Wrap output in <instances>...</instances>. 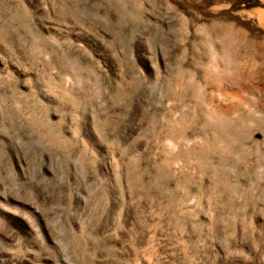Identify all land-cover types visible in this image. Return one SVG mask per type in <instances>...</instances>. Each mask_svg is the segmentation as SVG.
<instances>
[{
    "label": "rangeland",
    "instance_id": "obj_1",
    "mask_svg": "<svg viewBox=\"0 0 264 264\" xmlns=\"http://www.w3.org/2000/svg\"><path fill=\"white\" fill-rule=\"evenodd\" d=\"M256 10L264 0H0V259L264 264L263 150L245 160L236 132L261 107L219 87L258 57Z\"/></svg>",
    "mask_w": 264,
    "mask_h": 264
},
{
    "label": "bare ground",
    "instance_id": "obj_2",
    "mask_svg": "<svg viewBox=\"0 0 264 264\" xmlns=\"http://www.w3.org/2000/svg\"><path fill=\"white\" fill-rule=\"evenodd\" d=\"M248 15L249 16H252V19L255 20L257 22V24L260 25V28H264V10H256L254 12L249 13ZM263 32H264V30H263ZM235 45L236 44H235L234 41L229 42L228 45H224V44L222 45V48L223 49H226V51H228L229 53L231 52L230 55L227 52L228 53L227 64L230 65V66H232L233 64H235V65L238 64V62H237L238 60L233 55V53L235 51H237V50H235L236 49V46ZM252 45H253L254 49L257 51L256 54H257L258 57L255 56V58H253L254 59V60H252L253 63L251 64V67L249 68V71L247 72V75H246L248 77L247 78L245 77L246 78V81L243 82V83H241V81H239V79H237L236 77H234V78H231L230 77L232 84H235V86H233L232 84L230 85V84H225V83H222L221 82L222 84H220L219 87L223 90V92L225 93L226 96L230 97L233 100L234 99H236V100L238 99L240 101H243L241 99H243L245 97L246 98V101L248 100L247 103L252 104V105H255L256 107L257 106L261 107L260 115H258V117H256V118H259V119H253L252 118L251 121L249 120L248 122H241L236 127V132L237 133H240L241 134L243 131H245L247 133V138H250L251 139L252 145H253L247 151V153L245 155H243V157L245 158V160L256 161L259 158L258 157L259 156V153L262 152L261 150H263V155H262L261 158L264 160V137L261 140L256 139L255 138V130H253V127L254 126L260 125L261 123L264 124V120H263L264 119V115H263L264 114V109H263V105H261L262 98L264 99V51H263L264 50V44H257V40L254 39V41H252ZM227 79H229V78H227ZM209 85H211V84H209ZM205 87H207V86H205ZM209 87H211V86H209ZM251 94L254 97L253 96H250ZM234 105H233V109L232 110L231 109H228L229 110V113H236V107H234ZM255 110L254 109L250 110V112H251L252 115H253L254 112H257ZM212 120L214 122L216 120V117L214 115L208 116V122H210ZM176 141H175V143H170V144L167 145V148L169 149V152L171 154H173V155H176L177 154L175 152V150L177 151L178 148H181L180 147V143L179 142H176ZM178 141H180V140H178ZM202 144L205 145L206 142L203 141ZM221 151H223V150H221ZM219 154L222 155V156H220L222 158V157H224V154H226V153H223V154L222 153H219ZM179 160L180 159L178 158L177 155L174 156V157H172V159H171V161H172L173 164L180 163ZM214 172L216 173V171H214ZM254 175L257 178H259L260 176H263L264 177V171L262 170V172H259V170L258 171L255 170L254 171ZM214 184L215 183L212 182V185L210 183V186H212V188H213L214 187ZM0 264H13V263H11V261L8 262V260L3 259V260L0 261ZM38 264H43V263L42 262H39Z\"/></svg>",
    "mask_w": 264,
    "mask_h": 264
}]
</instances>
